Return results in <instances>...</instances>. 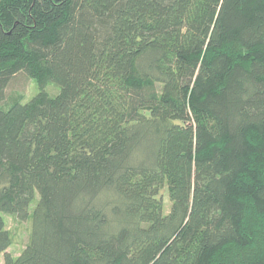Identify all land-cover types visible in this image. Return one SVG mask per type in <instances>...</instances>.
I'll use <instances>...</instances> for the list:
<instances>
[{
    "label": "trees",
    "instance_id": "16d2710c",
    "mask_svg": "<svg viewBox=\"0 0 264 264\" xmlns=\"http://www.w3.org/2000/svg\"><path fill=\"white\" fill-rule=\"evenodd\" d=\"M20 73L4 264H264V0H0V103Z\"/></svg>",
    "mask_w": 264,
    "mask_h": 264
},
{
    "label": "rangeland",
    "instance_id": "374dc122",
    "mask_svg": "<svg viewBox=\"0 0 264 264\" xmlns=\"http://www.w3.org/2000/svg\"><path fill=\"white\" fill-rule=\"evenodd\" d=\"M45 91L51 96L56 97L60 92V87L55 84H49L45 87ZM39 92L41 88L36 82L30 80L26 74L20 73L15 76L9 83L5 91V100L0 103L2 106H10L13 102L20 101L22 104L28 103ZM163 197L166 204V212L170 210L171 203L169 201L167 191H163ZM36 202L33 205L35 206ZM6 228L12 237V245L7 250L14 257L20 256L22 251L27 247L32 235V218L20 220L15 215L3 214ZM0 264H4V256L0 257Z\"/></svg>",
    "mask_w": 264,
    "mask_h": 264
}]
</instances>
